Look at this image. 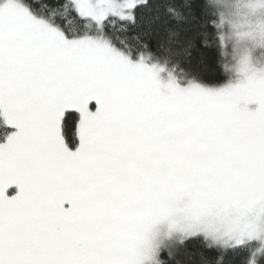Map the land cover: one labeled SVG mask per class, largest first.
<instances>
[{
    "label": "snow or ice",
    "instance_id": "1",
    "mask_svg": "<svg viewBox=\"0 0 264 264\" xmlns=\"http://www.w3.org/2000/svg\"><path fill=\"white\" fill-rule=\"evenodd\" d=\"M0 264H264V0H0Z\"/></svg>",
    "mask_w": 264,
    "mask_h": 264
},
{
    "label": "trees",
    "instance_id": "2",
    "mask_svg": "<svg viewBox=\"0 0 264 264\" xmlns=\"http://www.w3.org/2000/svg\"><path fill=\"white\" fill-rule=\"evenodd\" d=\"M204 55L207 56L209 62H211V60L214 58L215 53L214 51H206Z\"/></svg>",
    "mask_w": 264,
    "mask_h": 264
}]
</instances>
